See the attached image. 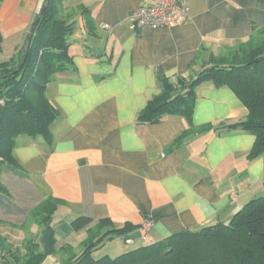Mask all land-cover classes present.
Instances as JSON below:
<instances>
[{"label":"crops","instance_id":"0c3cea01","mask_svg":"<svg viewBox=\"0 0 264 264\" xmlns=\"http://www.w3.org/2000/svg\"><path fill=\"white\" fill-rule=\"evenodd\" d=\"M44 1L0 0V66L18 59ZM150 2L60 1L59 14L78 26V37L68 38L73 65L47 85L59 111L50 141L19 136L14 155L21 169H2L0 182L8 193L0 192L1 223L23 230L41 201L61 199L52 220L57 248L69 245L80 253L88 227L76 231L72 223L81 216L91 218V225L105 218L115 228L131 223L139 235L150 220L148 239H138L146 245L228 222L264 194V156L248 158L253 133L199 130L248 116L229 87L208 82L197 88L194 131L178 143L189 128L185 117L139 121L161 92L159 71L188 78L213 57L228 55L252 37L254 24L264 25V0H189L184 24L133 30L131 13ZM26 229L37 241L41 227L32 222ZM107 251L101 256H110ZM43 264H59V258L50 255Z\"/></svg>","mask_w":264,"mask_h":264},{"label":"trees","instance_id":"16d2710c","mask_svg":"<svg viewBox=\"0 0 264 264\" xmlns=\"http://www.w3.org/2000/svg\"><path fill=\"white\" fill-rule=\"evenodd\" d=\"M60 1L50 0L22 68L16 71L23 61L25 45L16 61L0 66V174L4 166L21 169L14 155L19 136L42 135L49 141L52 137L51 125L59 111L47 97V85L55 74L73 65L68 38L76 29L75 21L59 16ZM253 29L249 40L231 49L228 55L213 57L188 78L180 74L171 77L159 71L161 92L140 112L139 121L158 123L165 115L185 117L189 128L176 139L178 143L194 131L192 116L197 88L208 82L217 87L227 86L248 108V116L239 121L208 123L199 130L253 133L256 140L248 158L264 156V25L254 24ZM0 192L8 193L1 182ZM62 204L61 199L49 197L33 208L20 228L37 223L41 227L39 239L27 241L24 258L8 247L7 252L0 250V260L4 264H43L50 255L66 249L72 251L69 245L57 248L52 226L53 215ZM92 222L84 216L75 219L74 230L88 227V236L82 242L81 252L69 251L60 264H264V194L247 202L228 222L180 231L159 241L139 244L116 257H96L94 252L115 237L134 239L136 243L142 232L139 235V228L131 223L115 228L109 218L95 225Z\"/></svg>","mask_w":264,"mask_h":264},{"label":"built area","instance_id":"2783aa9c","mask_svg":"<svg viewBox=\"0 0 264 264\" xmlns=\"http://www.w3.org/2000/svg\"><path fill=\"white\" fill-rule=\"evenodd\" d=\"M189 18V0H152L148 5L140 6L131 13V28L135 31L147 28H172L184 24ZM103 27L110 28L104 24ZM152 221L142 224L141 239H148V231ZM128 244H134V239H128Z\"/></svg>","mask_w":264,"mask_h":264},{"label":"rangeland","instance_id":"374dc122","mask_svg":"<svg viewBox=\"0 0 264 264\" xmlns=\"http://www.w3.org/2000/svg\"><path fill=\"white\" fill-rule=\"evenodd\" d=\"M59 16L61 18L66 19L67 14H63V15L59 14ZM78 35H79V31H78V26L76 25V30L69 37V40L71 41L73 38L78 37ZM26 228H23V230H18V228L10 227L9 225H6V224H3L0 222V243L3 244V248H0V250L3 252L4 251L7 252L8 247H10L13 251L17 252L21 258H24L25 254H26L27 241L33 238L32 235L29 234V232ZM40 232L41 231H39L36 235H34V236H37L38 239L40 236ZM7 236L10 238L9 240L5 238ZM22 237H24V238L22 239ZM125 243H126V241L125 240L123 241L120 237H117V238L115 237L112 240H107V241H105V243L103 244V246L101 248L97 249L94 252V256H96V257L101 256L102 254H105L104 253L105 251L109 250L110 256L116 257L123 252H126L128 250H131V249L139 246V244H140L139 241L134 243V244L126 243L127 244L126 245ZM110 247H114L116 249L111 251L109 249ZM78 251H79L78 248H76V249H74V251L72 250L70 252L78 253ZM68 254L69 253L67 252V254L64 256L62 254L59 255L56 253V256H58V258H59V264L62 261L61 256H64L63 258H66L68 256ZM0 264H4V263L0 260Z\"/></svg>","mask_w":264,"mask_h":264},{"label":"water","instance_id":"95a60500","mask_svg":"<svg viewBox=\"0 0 264 264\" xmlns=\"http://www.w3.org/2000/svg\"><path fill=\"white\" fill-rule=\"evenodd\" d=\"M49 2H50V0H45V3L43 5L41 11L39 12L37 18L35 19L32 27H31V30L29 32V35H28L26 43H25V55H24L23 61H22L21 65L16 69V71H19L22 68V66L25 64V62L27 61V59L29 57V49H30V45H31L33 36L35 34L36 27H37L43 13L48 8Z\"/></svg>","mask_w":264,"mask_h":264}]
</instances>
